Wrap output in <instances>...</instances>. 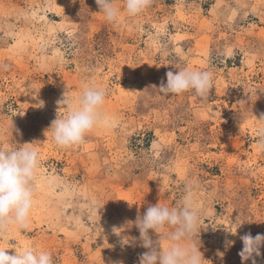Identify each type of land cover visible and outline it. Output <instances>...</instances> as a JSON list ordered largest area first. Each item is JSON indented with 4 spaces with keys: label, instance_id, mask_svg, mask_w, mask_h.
Instances as JSON below:
<instances>
[{
    "label": "rangeland",
    "instance_id": "rangeland-1",
    "mask_svg": "<svg viewBox=\"0 0 264 264\" xmlns=\"http://www.w3.org/2000/svg\"><path fill=\"white\" fill-rule=\"evenodd\" d=\"M184 67L213 73L206 99L160 92ZM91 80L107 89L104 122L61 148L45 135L57 101ZM262 117L264 0H154L115 25L95 0H0V149L40 154L30 228L0 234V248L139 264L138 215L177 206L193 183L204 264H242L240 237L264 234Z\"/></svg>",
    "mask_w": 264,
    "mask_h": 264
},
{
    "label": "clouds",
    "instance_id": "clouds-1",
    "mask_svg": "<svg viewBox=\"0 0 264 264\" xmlns=\"http://www.w3.org/2000/svg\"><path fill=\"white\" fill-rule=\"evenodd\" d=\"M99 12L105 20L119 24L123 14L136 17L145 12L154 0H124L123 9L118 0H95ZM7 68V65L4 66ZM167 83L159 86L162 94L180 95L193 92L202 99L209 96L213 88L214 76L208 70H193L184 67L178 71L167 72ZM107 89L97 85L94 80L86 82L82 92L72 97L66 91L57 101V117L46 130L52 140L61 148H73L82 145L89 133L104 122L103 107L106 102ZM43 106V102L41 105ZM259 121L264 123V117ZM242 118L240 114V124ZM25 146L3 150L0 149V234L8 233L11 227L21 230L30 228V213L36 195V180L40 168V154L35 147ZM260 144L264 147V128L260 129ZM200 211L195 198V185L185 186L184 195L175 207L149 204L143 215H138L136 226L140 232L141 246L148 251L139 256V264H204V258L198 247L200 234ZM236 224H240L239 217ZM241 226V224H240ZM239 226V227H240ZM235 235V231L227 230ZM151 233L159 234L154 241ZM170 241L167 247L160 245V240ZM243 248L239 255L242 264L249 260L257 264L256 257L262 255L264 234L251 233L240 237ZM124 242V241H123ZM125 243V242H124ZM233 242L228 241L230 246ZM220 255H223L222 253ZM0 264H54L49 251L38 248L15 250L9 254L0 248Z\"/></svg>",
    "mask_w": 264,
    "mask_h": 264
}]
</instances>
